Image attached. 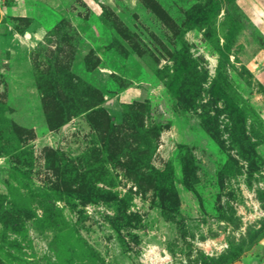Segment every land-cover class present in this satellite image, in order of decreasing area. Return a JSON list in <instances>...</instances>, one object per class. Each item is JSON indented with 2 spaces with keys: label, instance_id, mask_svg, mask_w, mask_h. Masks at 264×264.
Masks as SVG:
<instances>
[{
  "label": "rangeland",
  "instance_id": "rangeland-1",
  "mask_svg": "<svg viewBox=\"0 0 264 264\" xmlns=\"http://www.w3.org/2000/svg\"><path fill=\"white\" fill-rule=\"evenodd\" d=\"M264 264V0H0V264Z\"/></svg>",
  "mask_w": 264,
  "mask_h": 264
},
{
  "label": "trees",
  "instance_id": "trees-1",
  "mask_svg": "<svg viewBox=\"0 0 264 264\" xmlns=\"http://www.w3.org/2000/svg\"><path fill=\"white\" fill-rule=\"evenodd\" d=\"M208 264H217V263H214V262H210V263H208Z\"/></svg>",
  "mask_w": 264,
  "mask_h": 264
}]
</instances>
